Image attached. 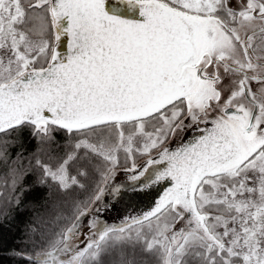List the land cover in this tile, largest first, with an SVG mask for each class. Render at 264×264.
I'll return each instance as SVG.
<instances>
[{
    "label": "snow or ice",
    "instance_id": "6c2138e0",
    "mask_svg": "<svg viewBox=\"0 0 264 264\" xmlns=\"http://www.w3.org/2000/svg\"><path fill=\"white\" fill-rule=\"evenodd\" d=\"M31 175L27 264H264V0H0V216Z\"/></svg>",
    "mask_w": 264,
    "mask_h": 264
},
{
    "label": "trees",
    "instance_id": "16d2710c",
    "mask_svg": "<svg viewBox=\"0 0 264 264\" xmlns=\"http://www.w3.org/2000/svg\"><path fill=\"white\" fill-rule=\"evenodd\" d=\"M60 139L61 137H57ZM34 148L24 138L25 154ZM19 145L11 151H19ZM35 175L25 178L24 191L18 193L19 204L4 205L5 215L0 216V264H27L19 254L32 255L39 251L36 244L41 239V232L47 231L54 214L57 197L49 194L47 187L35 183ZM3 191V189H0ZM37 228L35 236L30 229Z\"/></svg>",
    "mask_w": 264,
    "mask_h": 264
},
{
    "label": "water",
    "instance_id": "95a60500",
    "mask_svg": "<svg viewBox=\"0 0 264 264\" xmlns=\"http://www.w3.org/2000/svg\"><path fill=\"white\" fill-rule=\"evenodd\" d=\"M115 183L128 185L131 182L126 175L118 174ZM167 186V182H162L160 185L143 192H132L124 188L121 189L122 195L108 194L101 215L110 224H120L130 216H138L147 211L149 206L158 200L159 196L163 195Z\"/></svg>",
    "mask_w": 264,
    "mask_h": 264
},
{
    "label": "rangeland",
    "instance_id": "374dc122",
    "mask_svg": "<svg viewBox=\"0 0 264 264\" xmlns=\"http://www.w3.org/2000/svg\"><path fill=\"white\" fill-rule=\"evenodd\" d=\"M118 175V174H117Z\"/></svg>",
    "mask_w": 264,
    "mask_h": 264
}]
</instances>
